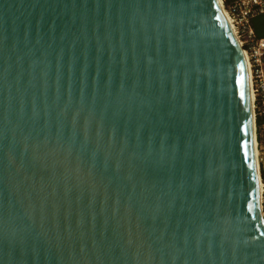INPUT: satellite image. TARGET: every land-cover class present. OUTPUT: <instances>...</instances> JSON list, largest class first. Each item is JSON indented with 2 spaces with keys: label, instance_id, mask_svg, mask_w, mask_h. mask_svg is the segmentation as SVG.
Returning <instances> with one entry per match:
<instances>
[{
  "label": "water",
  "instance_id": "water-1",
  "mask_svg": "<svg viewBox=\"0 0 264 264\" xmlns=\"http://www.w3.org/2000/svg\"><path fill=\"white\" fill-rule=\"evenodd\" d=\"M253 139L215 0H0V264H264Z\"/></svg>",
  "mask_w": 264,
  "mask_h": 264
},
{
  "label": "built area",
  "instance_id": "built-area-1",
  "mask_svg": "<svg viewBox=\"0 0 264 264\" xmlns=\"http://www.w3.org/2000/svg\"><path fill=\"white\" fill-rule=\"evenodd\" d=\"M221 1L249 67L259 201L264 217V37L258 36L252 25L254 18L264 15V0Z\"/></svg>",
  "mask_w": 264,
  "mask_h": 264
},
{
  "label": "bare ground",
  "instance_id": "bare-ground-1",
  "mask_svg": "<svg viewBox=\"0 0 264 264\" xmlns=\"http://www.w3.org/2000/svg\"><path fill=\"white\" fill-rule=\"evenodd\" d=\"M215 1H216L217 5L219 7V10H220L221 15H222V17L224 19V22L226 23V26H227L228 30L230 31L231 35L233 36L234 40L236 41V43L238 45L236 37L234 36V31H233V28H232V24H231L230 19L228 18L227 14H226V11H225V9H224V7L222 5V1L221 0H215ZM241 56H242V59H243V62H244V68H245V74H246V83H247L248 103H249V107H250L251 101H252V89H251V80H250V74H249V67H248V62H247V59H246L244 53L241 52ZM251 112H252V109H251ZM253 151H254L255 167L257 169L256 151H255V147H254V139H253ZM256 176H257V181H258L257 170H256Z\"/></svg>",
  "mask_w": 264,
  "mask_h": 264
},
{
  "label": "rangeland",
  "instance_id": "rangeland-1",
  "mask_svg": "<svg viewBox=\"0 0 264 264\" xmlns=\"http://www.w3.org/2000/svg\"><path fill=\"white\" fill-rule=\"evenodd\" d=\"M253 27L256 25L257 28L260 30V34L264 35V15L259 18H254L252 20ZM255 29V28H254Z\"/></svg>",
  "mask_w": 264,
  "mask_h": 264
},
{
  "label": "trees",
  "instance_id": "trees-1",
  "mask_svg": "<svg viewBox=\"0 0 264 264\" xmlns=\"http://www.w3.org/2000/svg\"><path fill=\"white\" fill-rule=\"evenodd\" d=\"M226 2H229V0H226ZM261 16H263V15H261ZM261 16H258V17H256V18H259V17H261ZM254 28H255V32L257 33V35H261L260 33V30H259V28H257L256 27V25L254 26ZM258 122V121H257Z\"/></svg>",
  "mask_w": 264,
  "mask_h": 264
},
{
  "label": "crops",
  "instance_id": "crops-1",
  "mask_svg": "<svg viewBox=\"0 0 264 264\" xmlns=\"http://www.w3.org/2000/svg\"><path fill=\"white\" fill-rule=\"evenodd\" d=\"M256 34H257V33H256ZM258 36L264 37V35H258Z\"/></svg>",
  "mask_w": 264,
  "mask_h": 264
}]
</instances>
